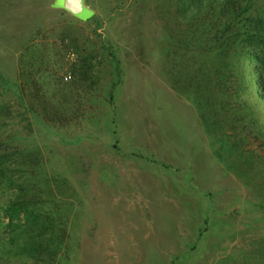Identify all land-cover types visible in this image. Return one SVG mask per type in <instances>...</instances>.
<instances>
[{
    "label": "rangeland",
    "instance_id": "rangeland-1",
    "mask_svg": "<svg viewBox=\"0 0 264 264\" xmlns=\"http://www.w3.org/2000/svg\"><path fill=\"white\" fill-rule=\"evenodd\" d=\"M55 1L0 0V264H264V0Z\"/></svg>",
    "mask_w": 264,
    "mask_h": 264
},
{
    "label": "trees",
    "instance_id": "trees-1",
    "mask_svg": "<svg viewBox=\"0 0 264 264\" xmlns=\"http://www.w3.org/2000/svg\"><path fill=\"white\" fill-rule=\"evenodd\" d=\"M246 11V9H245ZM249 39L245 40L244 46L242 47H237L236 46V51L233 53L234 55V60L235 62H240L242 60H250L253 61L254 63H259L262 61L261 55L257 53L256 49H252L250 47V43H253V41H258L260 40L261 36L259 33H249L248 34ZM248 47V48H247ZM236 56L238 59H236ZM250 70V69H249ZM249 70H247L249 72ZM251 72V71H250ZM259 74H257L258 76ZM260 77V75H259ZM264 81V78L262 76L260 77ZM259 78V79H260ZM263 83V82H262ZM261 83V84H262ZM1 147H0V184L6 183L7 186H11L15 182V173L14 171H10V169L7 167V162L9 155L8 153L3 151L1 152ZM31 205L30 202H26L24 204L25 207H28ZM22 205V204H21ZM20 204H15L14 202L11 203L6 207V214L8 215L10 221L9 223L13 224L14 220L18 218V220L22 223L21 227V232H18V235L16 236L17 239L20 240V248H22L21 254L24 252L28 256L34 258L35 253L40 254L44 251L46 248L43 244V239L45 235L42 233L44 230L42 227H45L44 223H40L39 217L35 215L33 212L28 211L25 209V207ZM26 212L25 216L21 218V213ZM10 224V225H11ZM14 236L11 238V243L15 244V241H17ZM20 252V251H19Z\"/></svg>",
    "mask_w": 264,
    "mask_h": 264
},
{
    "label": "water",
    "instance_id": "water-1",
    "mask_svg": "<svg viewBox=\"0 0 264 264\" xmlns=\"http://www.w3.org/2000/svg\"><path fill=\"white\" fill-rule=\"evenodd\" d=\"M83 5L85 8L92 12V14L90 16H87L86 18L78 15L81 12V5L77 2H74V0H56L54 3L55 7L63 8L78 19L86 21L94 15V10H92L85 4V0H83Z\"/></svg>",
    "mask_w": 264,
    "mask_h": 264
},
{
    "label": "clouds",
    "instance_id": "clouds-1",
    "mask_svg": "<svg viewBox=\"0 0 264 264\" xmlns=\"http://www.w3.org/2000/svg\"><path fill=\"white\" fill-rule=\"evenodd\" d=\"M74 2H77L81 5V12L78 15H81L86 18L87 16H90L92 14L90 10L84 7L83 0H74Z\"/></svg>",
    "mask_w": 264,
    "mask_h": 264
}]
</instances>
